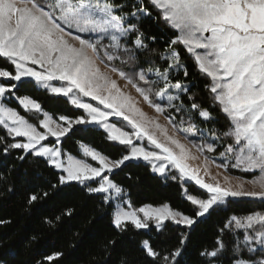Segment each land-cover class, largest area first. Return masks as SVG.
<instances>
[{
	"label": "snow or ice",
	"instance_id": "obj_1",
	"mask_svg": "<svg viewBox=\"0 0 264 264\" xmlns=\"http://www.w3.org/2000/svg\"><path fill=\"white\" fill-rule=\"evenodd\" d=\"M148 21L174 32L162 48ZM192 71L205 81L207 106L193 91ZM98 129L120 147L118 157L87 142ZM0 130V155L43 162L58 172V185H78L110 208L117 233L146 237L139 258L119 264H187L195 227L236 201L259 210L221 220L199 264H264V0H0ZM73 140L78 155L65 149ZM141 163L179 179L191 214L167 202L133 207L115 178ZM47 196L31 192L27 203ZM169 225L178 230L172 247L171 238L159 243ZM116 245L109 239L102 247L100 264H110Z\"/></svg>",
	"mask_w": 264,
	"mask_h": 264
},
{
	"label": "trees",
	"instance_id": "obj_2",
	"mask_svg": "<svg viewBox=\"0 0 264 264\" xmlns=\"http://www.w3.org/2000/svg\"><path fill=\"white\" fill-rule=\"evenodd\" d=\"M145 29L149 34L158 36L161 48L164 46L163 41L174 35L163 24L155 25L151 21L145 23ZM189 69L192 70L191 62ZM189 79L195 82L193 91L199 92V98L205 106L209 105L211 100L203 90L205 81L194 71ZM40 99L44 101L42 95ZM45 107L46 110L52 109L50 103H46ZM210 110L218 118L216 126L223 129L227 123L223 115L216 108ZM0 135H4L2 130ZM105 136L104 131L98 129L90 134L87 142L109 156L118 157L120 147L107 141ZM65 149L78 155L74 140L66 142ZM17 155L16 151L7 158L0 155V174L6 177L0 181V220L9 222L0 224V264H36L37 260H42L45 255L55 251L63 253L59 264H100L105 255L102 247L109 239L117 241L110 264H119L121 257L125 255L139 258L138 243L146 237L135 235L132 231L117 233L111 223V209L103 205L99 198L89 196L75 184L58 185L56 170L50 169L43 162L34 161L32 157L20 161L16 158ZM129 172L133 178L131 181L127 179ZM229 174L251 179V174L240 170L230 169ZM115 179L128 189V198L131 199L133 207L143 204L159 206L167 202L173 208H180L191 214L190 204L181 196L179 179L165 180L155 175L143 163L139 167L133 166L125 170ZM129 184L131 187H128ZM53 185L57 187L53 188ZM185 186L193 194L200 191L192 183L186 182ZM9 187L12 188L11 192L8 191ZM45 191L48 192L47 197H42L32 205L27 203L29 193L39 192L42 195ZM67 208L74 209L71 216L63 215ZM250 208L259 210V205L236 201L198 224L188 243L187 264H199V250L211 244L221 220L234 213H244ZM57 216H60L59 220H56ZM46 220H51L52 224L46 223ZM155 235L153 233L154 238ZM169 238L171 239L167 246L176 245L178 230L171 225L161 234L159 243H164Z\"/></svg>",
	"mask_w": 264,
	"mask_h": 264
},
{
	"label": "rangeland",
	"instance_id": "obj_3",
	"mask_svg": "<svg viewBox=\"0 0 264 264\" xmlns=\"http://www.w3.org/2000/svg\"><path fill=\"white\" fill-rule=\"evenodd\" d=\"M93 103H95V102H93ZM143 107H144V111L147 112L149 115H153V114H154V113H153V110L150 109V108H148L146 105L143 106ZM160 122H161V123H164L163 117L160 118ZM100 130L103 131V129H100ZM144 143L147 144V141H145ZM234 170H238V169H234ZM212 171L215 172L216 169L213 168ZM240 171H241V170H240ZM172 172H175V170H172ZM154 174H155V173H154ZM176 174L178 175V173H176ZM228 174H229V173H228ZM155 175H157V174H155ZM157 176H158V175H157ZM231 176H232V175H231ZM159 177H160V176H159ZM232 177H234V178H239V177H236V176H232ZM161 178H162V177H161ZM188 182L194 184V182H190V181H188ZM194 185H195V184H194ZM195 186H196V185H195ZM196 187H198V186H196Z\"/></svg>",
	"mask_w": 264,
	"mask_h": 264
}]
</instances>
